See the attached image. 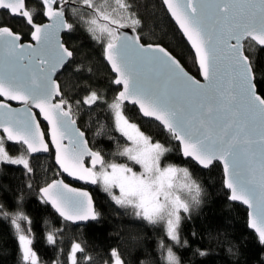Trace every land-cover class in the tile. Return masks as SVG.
<instances>
[{"label":"snow or ice","instance_id":"snow-or-ice-1","mask_svg":"<svg viewBox=\"0 0 264 264\" xmlns=\"http://www.w3.org/2000/svg\"><path fill=\"white\" fill-rule=\"evenodd\" d=\"M159 4L190 46L197 75L180 54L144 41L148 0H0V216L10 225L0 235V264H41V238L54 257L44 264H145L139 243L129 246L123 226L109 223L103 206L73 182L99 186L110 208L132 209L141 225L164 221L167 238L180 244L182 213L192 219L209 195L197 173L218 166L225 208L246 205L245 226L230 218L209 223L192 233L208 241L195 248L183 238L190 264H264V0ZM7 20H19V30ZM81 31L99 54L76 42ZM129 105L165 139L146 134L126 114ZM8 142L20 146L17 154ZM7 166H20L19 175L4 183ZM33 195L48 213L43 237L24 211ZM69 228L84 237L70 250ZM105 233L114 244L99 243ZM159 247L167 264H182L166 240Z\"/></svg>","mask_w":264,"mask_h":264},{"label":"trees","instance_id":"trees-1","mask_svg":"<svg viewBox=\"0 0 264 264\" xmlns=\"http://www.w3.org/2000/svg\"><path fill=\"white\" fill-rule=\"evenodd\" d=\"M97 2H102V0H97ZM106 2L110 5L115 4V0H106ZM144 2L145 0H141L142 4ZM148 4L149 6L147 10L143 13L148 24L145 31L141 33V35L144 36V41L160 42L173 52L180 54L187 69L193 75H197V68L188 55L189 48L168 14H166V10L161 9L159 0H148ZM5 22L11 24L16 30H19V20H7ZM75 39L77 43L83 40L85 44L93 45L97 54L101 52L98 45H95L91 40L90 34L81 31L75 34ZM91 50L92 49H90V51ZM100 58L101 57L99 56L97 57V59ZM101 73L104 74L103 67H101ZM126 114L135 116L138 119V122L141 124L142 130L145 131L146 134H151L153 137L160 139L161 141L165 139L166 134H160L157 124L155 122L148 123L147 120L139 116V113L136 109L128 106L126 108ZM85 123H88L87 117H85ZM116 135L119 136V133H116ZM89 139H91V134H89ZM102 143L106 144L109 148L113 146L112 142L108 141L107 139L102 141ZM8 145L10 153L17 154V149L20 146L13 145L10 142H8ZM172 157L179 166H185L182 163L183 158L179 157L177 153H173ZM38 163L46 164V162L43 160L38 161ZM7 167L8 173L2 178V182L4 183L12 180L14 175H19L18 168L20 166ZM197 177L202 185L207 188L209 193L208 199L207 202L202 205V212L197 213L196 210L193 209L192 219H187V214L182 213V240L180 244H177L176 242L167 238L164 224L161 221L155 225H149L147 222H143L141 225V222L135 218L132 209L121 208L114 203L110 208L109 204L112 202L99 186L90 189V193L92 194L94 201L98 205L103 206V210L106 213L109 223L114 221L116 224L123 226L122 231L125 234V238L127 239L129 246L137 242L139 243L137 252L140 254V259L145 261V264H167L161 254V249L159 247V241L161 239L166 240L167 244L173 248V251L176 253L177 257L182 260V264H190V261H192V248H195L197 244L203 243L207 245L208 243L206 238L201 240L199 235L194 237L192 235L194 231L197 233H203L204 229L209 223L214 225L217 223L222 224L226 222V218H230L236 225L244 227V222L247 217V212L241 205L235 204L236 207L233 211L229 212L226 210L225 202L227 198L225 196L226 191L222 185L221 167L218 166L212 169L210 173L207 170H204L202 173H197ZM6 203L8 205L7 210L9 212V216H11L13 212L16 211L15 201L11 198V196H9ZM24 211L34 219V229L37 234H40L41 237H43L45 234L44 217L47 216L48 213L43 210V205L39 203L35 195L28 198L27 202L24 204ZM23 224L24 227L27 228V221H24ZM9 226V222H6L4 218L0 216V235H3L6 231H9ZM81 231V229L69 228L65 233V247L68 250H70L71 242L74 239L80 241L84 238L81 236ZM87 238L92 240L93 235L87 234ZM183 238H187L188 240L192 241V248H188L187 246L183 245ZM59 239L60 238L58 237V240ZM99 243H102L105 247H107L108 244L115 243V238L108 236L107 233H105V236L100 239ZM10 244L11 242L9 241V245ZM36 250L38 255L41 257V264H44L45 260L54 258L51 247L47 245L42 238L37 243ZM164 254L166 255V248L164 249ZM9 264H11L10 261ZM217 264H220V262L217 261Z\"/></svg>","mask_w":264,"mask_h":264},{"label":"water","instance_id":"water-1","mask_svg":"<svg viewBox=\"0 0 264 264\" xmlns=\"http://www.w3.org/2000/svg\"><path fill=\"white\" fill-rule=\"evenodd\" d=\"M168 16L170 17V14H168ZM170 19H171V17H170ZM172 20V19H171ZM172 22L174 23V25H175V22L172 20ZM175 27L177 28V30H178V32L180 33V31H179V29H178V26L177 25H175ZM124 31H127V32H129V33H131V29L130 28H126V29H123ZM180 35L182 36V34L180 33ZM183 38V37H182ZM184 39V41H185V43L187 44V42H186V39L185 38H183ZM188 46V45H187ZM188 48H190V46H188ZM196 66V65H195ZM196 68H197V66H196ZM198 78H200V77H198ZM12 106L13 107H19L20 105L17 103V102H12ZM129 106H131V105H129ZM132 107V106H131ZM142 118V117H141ZM143 119H145V120H147L148 118H143ZM156 123V122H155ZM0 131H2V130H0ZM11 144H13V145H16L14 142H10ZM183 158V157H182ZM184 159V158H183ZM198 167V166H197ZM221 170H222V168H221ZM69 181L71 182V178H69ZM73 186H76V187H83V188H86L89 192H90V189H93V188H95L97 185H85L83 182H79V181H75V182H73ZM225 191H227L226 189H224ZM235 204H238V205H241L245 210L247 209V206L246 205H243V204H241L240 202H234ZM50 207V206H49ZM68 223H71V222H68ZM251 231V230H250Z\"/></svg>","mask_w":264,"mask_h":264},{"label":"rangeland","instance_id":"rangeland-1","mask_svg":"<svg viewBox=\"0 0 264 264\" xmlns=\"http://www.w3.org/2000/svg\"><path fill=\"white\" fill-rule=\"evenodd\" d=\"M112 6H115V4H112ZM137 170H139V167L137 166ZM182 197L184 198H187V193L186 192H180L179 193ZM163 224H164V227H165V222L164 221H161ZM166 261V260H165ZM167 263V262H166Z\"/></svg>","mask_w":264,"mask_h":264}]
</instances>
